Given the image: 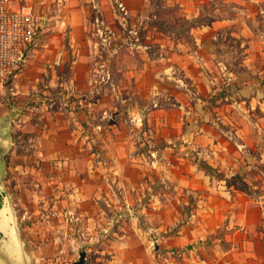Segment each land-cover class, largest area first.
<instances>
[{"label":"crops","instance_id":"obj_1","mask_svg":"<svg viewBox=\"0 0 264 264\" xmlns=\"http://www.w3.org/2000/svg\"><path fill=\"white\" fill-rule=\"evenodd\" d=\"M7 1L11 9L33 4L43 23L22 70L0 82L1 250L21 241L30 264H73L81 243L92 241L109 243L98 248L113 264L148 252L155 264L171 255L178 264H264V205L233 181L247 158L245 128L263 130L247 114L263 108L256 87L264 58L251 64L250 51L260 46L264 55V31L231 32L246 39L242 71L218 55V33L232 22L224 15L192 28V47L172 44L163 53L161 38L160 56L142 52L133 70L115 56L134 49L116 41L126 16L115 3L130 19L142 0ZM220 1L235 2L234 18L264 16V0ZM193 2L200 0H177L191 17L199 14ZM101 50L114 57L97 58ZM188 205H196L191 219L166 235L165 211Z\"/></svg>","mask_w":264,"mask_h":264},{"label":"rangeland","instance_id":"obj_2","mask_svg":"<svg viewBox=\"0 0 264 264\" xmlns=\"http://www.w3.org/2000/svg\"><path fill=\"white\" fill-rule=\"evenodd\" d=\"M181 1H184L185 3L187 2V0ZM234 3L235 2L220 0H200V2L196 4L194 3V7H196L195 10H197L199 14H197V16L191 17L187 16V13L184 11L183 7L179 6L177 0H142V3L139 1L132 3V9H134V12L131 13L132 16L130 19L128 18L129 13L128 15L125 14V11L128 9L127 6L125 5L124 7L122 3H115L118 13L120 12L126 16V22L124 26L125 34L116 41H126L125 43H129L134 46V49L132 48L130 50H127L124 46L121 47V50L115 54V56L118 57L116 59L125 60L126 65L128 63L130 68L133 70L138 69L140 67V61H142L143 58L141 55L142 52H146V55L151 58L160 56L161 49H159V43L161 42V38H163L162 40L167 47L164 48L166 51H163V53L171 51L168 50V48L172 44L176 46L178 43H186L192 47L194 45V37L190 34L192 28H198L208 24L211 25L212 21L218 20L217 17H222L224 15L226 18L231 19L232 22L227 25L223 24L221 32L218 33L216 42L218 43L220 41L219 43L221 45L223 44L221 46L223 53H221L222 49H220V53H218V55L223 58V60H228L230 62L229 65L231 68L234 69L236 68L235 66L238 65L239 71H242L244 67L242 65L240 66V63H243L245 60V52L244 48L240 46V42L241 40L243 42L246 39L245 37L244 39H239V36L231 34V32L237 33L239 32L241 26L247 25L250 26V31L262 32L264 31V16L256 15L253 20L242 18L239 19V15H237V18H234L236 16V10L233 9ZM216 27L221 26L216 23ZM129 30L132 32H129ZM219 30L220 28L217 31ZM224 30H228L229 33L223 32ZM260 40L261 39L259 38L257 42H260ZM256 45L258 44L255 43V46ZM136 46L139 48V50L135 49ZM256 47L252 48L250 51L253 54L250 58L251 64L253 62L257 63V60L264 58V55L259 50L260 46ZM108 57L113 58L114 56H111V53L106 50H101L97 55V58L104 60ZM245 65L247 66V64ZM110 67L113 68V66ZM105 69H108V65L105 66ZM118 69L121 70L115 72L113 71V74H115L114 77L118 84L123 85V70L122 67L117 68V70ZM101 73L103 74V72ZM217 75V79H220L219 74ZM148 77L151 79L153 77V73L148 72ZM258 83L259 86L256 88L260 90L261 94H264V82L259 81ZM165 85H170V83L167 82ZM106 86L107 85H105V87ZM124 89H126V91L128 90L127 88ZM65 91L67 92V90ZM248 101L249 102H247V105L250 106V98ZM261 103L263 108L259 109L255 107V114L252 115V112H249L247 115L249 116V121L252 118H256L260 123H262L263 130L258 136L252 129L251 124L245 128L244 137L249 143V146L243 148V157L247 155V158L245 157L243 164L240 165L239 178H235L233 181L237 182L239 191L243 193V197L252 199L254 201H259L261 205H264V96L261 97ZM218 121H220V119H218ZM222 137L225 136L222 135ZM257 140H259L260 143L258 145H252L254 142L257 143ZM91 148H93L94 151L96 150V154L102 155L100 147L95 146ZM144 148H141L140 152L144 155V158L149 160V155H151V152H148V147ZM209 171L212 170L209 169ZM195 208L196 205H188L182 209L181 213L176 211L173 207L165 211V221H170L169 225H171V228L168 230L166 235L173 234L180 225L189 221ZM4 238V235L0 233V249L3 248ZM108 244L109 243H95L92 241L81 243L82 251L87 253V259L89 263L91 262V264L111 263L110 260L113 258L111 252H107L106 250L100 252L102 250L101 248H98L100 245L106 246ZM151 246V253L154 255L153 245L151 244ZM97 250H99V252ZM127 260L131 262L129 264H153V262L156 261V257L155 255L150 256L148 252V254L144 256L139 255L137 258L131 257ZM42 264H46V262H43Z\"/></svg>","mask_w":264,"mask_h":264},{"label":"built area","instance_id":"obj_3","mask_svg":"<svg viewBox=\"0 0 264 264\" xmlns=\"http://www.w3.org/2000/svg\"><path fill=\"white\" fill-rule=\"evenodd\" d=\"M42 23L43 17L33 4L11 9L7 0H0V82L9 81L22 70L25 49L34 41ZM160 264L178 263L171 255Z\"/></svg>","mask_w":264,"mask_h":264},{"label":"water","instance_id":"obj_4","mask_svg":"<svg viewBox=\"0 0 264 264\" xmlns=\"http://www.w3.org/2000/svg\"><path fill=\"white\" fill-rule=\"evenodd\" d=\"M15 244L16 250H12V245ZM6 250L0 249V264H30L29 258L23 250L21 241L11 242L8 241ZM73 264H89L87 259V253L81 251L79 258L73 262Z\"/></svg>","mask_w":264,"mask_h":264},{"label":"trees","instance_id":"obj_5","mask_svg":"<svg viewBox=\"0 0 264 264\" xmlns=\"http://www.w3.org/2000/svg\"><path fill=\"white\" fill-rule=\"evenodd\" d=\"M206 169L209 171V169H211V168L210 167H207Z\"/></svg>","mask_w":264,"mask_h":264}]
</instances>
